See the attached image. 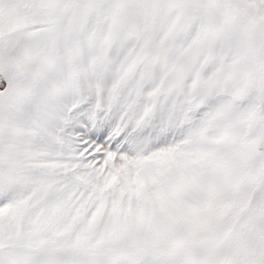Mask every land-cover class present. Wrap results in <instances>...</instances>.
Returning <instances> with one entry per match:
<instances>
[{"label":"snow or ice","instance_id":"obj_1","mask_svg":"<svg viewBox=\"0 0 264 264\" xmlns=\"http://www.w3.org/2000/svg\"><path fill=\"white\" fill-rule=\"evenodd\" d=\"M0 264H264V0H0Z\"/></svg>","mask_w":264,"mask_h":264}]
</instances>
